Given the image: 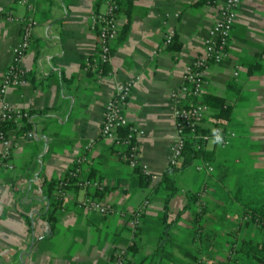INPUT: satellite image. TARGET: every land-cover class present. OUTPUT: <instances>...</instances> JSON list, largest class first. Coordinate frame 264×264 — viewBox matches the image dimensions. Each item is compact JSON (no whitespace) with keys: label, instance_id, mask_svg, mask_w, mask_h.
Listing matches in <instances>:
<instances>
[{"label":"crops","instance_id":"1","mask_svg":"<svg viewBox=\"0 0 264 264\" xmlns=\"http://www.w3.org/2000/svg\"><path fill=\"white\" fill-rule=\"evenodd\" d=\"M26 1L31 8L0 0V14H31L38 22L21 61L22 82L6 93L7 102L29 111L30 118L8 128L15 140L14 168L0 171V264H108L115 249L133 244L132 261L141 264H259L255 253L264 252V229L243 216L250 206L264 208V0L241 1L228 56L209 65L196 99L208 106L201 129L219 126L232 133L226 146L206 144L213 157L210 174L195 168L199 159L167 168L174 131L168 94L201 51L224 0H121V35L101 82L83 64L95 52L89 24L92 14L104 9L103 0ZM169 31L172 43L163 46ZM18 37L17 22L2 17L0 79ZM134 75L139 81L124 114L136 128L146 186L98 138L115 84ZM84 153L94 164L82 163V172L98 178L99 198L114 213L85 211L79 207L85 191L75 187L52 206L54 183L52 188L48 183L65 176ZM165 173L176 187L167 208L166 195L153 191ZM204 184L214 194L198 219L190 195ZM145 200L135 228L130 217ZM232 243L239 252L230 256Z\"/></svg>","mask_w":264,"mask_h":264},{"label":"built area","instance_id":"2","mask_svg":"<svg viewBox=\"0 0 264 264\" xmlns=\"http://www.w3.org/2000/svg\"><path fill=\"white\" fill-rule=\"evenodd\" d=\"M241 1H223L217 20L208 29L203 39L201 51L185 65L180 84L168 94V105L173 116L174 126L167 157L168 169L178 166L181 162L184 146L188 139L194 140L195 148L199 150L205 149L208 142L219 144L220 146H226L230 143L232 133L222 127L214 126L205 132L198 131L208 106L200 101H192L202 95L205 72L209 65L223 61L228 56L232 27ZM120 2L121 0H103L104 9L94 12L90 18L89 29L96 38V47L95 52L85 58L83 70L93 74L97 82H101L106 75L105 68L112 59L114 44L121 35ZM19 3H27L28 7L31 8V5L26 0H19ZM2 17L7 20H15L19 25V37L16 45L12 48L11 62L0 79V145L3 146L0 151V171H10L14 168L12 148L15 145V140L9 136L8 129H4L3 125L6 123L17 125L24 120H28L30 112L9 104L6 100V93L10 87L22 82L23 70L21 61L26 57L32 46V33L38 22L31 14L23 17H14L10 11L0 14V20ZM172 40L173 31H169L164 36L163 46L170 45ZM138 81L139 75H134L123 82L115 84L112 95L103 108L98 138L108 142L114 152L122 159H125L123 149L127 147V162L129 165L133 168L139 166L145 172L147 169L146 165L138 161L139 149L136 143V128L130 125L124 114L132 88ZM123 130H127L125 135H122ZM132 136L134 138L133 143L130 141ZM89 149L90 145L87 146V151ZM82 163H87L90 166L94 164L89 153L80 155L76 159L75 165L66 175L56 181L51 192L52 199L63 201L67 196V187L74 186L85 191V196L79 203V207L89 213H97L102 217L114 213L115 210L112 205L103 202L96 196V191L102 190V186L96 176L89 177L83 174ZM195 168L204 170L207 174L213 171L212 164L201 158ZM192 194L196 197V213L198 219H200L204 213L207 198L213 196L214 193L208 184H204L197 192ZM146 205L147 200L132 213L130 221L135 228L140 225L141 216ZM250 218V213H245L243 216L244 220H249ZM255 224L261 227L264 225V220L255 219ZM236 246V243H232L228 251L230 256L235 254ZM131 262L132 256L126 247L115 249L108 258V264H129Z\"/></svg>","mask_w":264,"mask_h":264},{"label":"trees","instance_id":"3","mask_svg":"<svg viewBox=\"0 0 264 264\" xmlns=\"http://www.w3.org/2000/svg\"><path fill=\"white\" fill-rule=\"evenodd\" d=\"M120 7H121V2H120ZM192 102H196V100L192 101ZM14 126L13 124L10 123H6L5 125H3L4 129H8L10 127ZM199 132H205L207 130H203L201 128L198 129ZM127 133V130H123L122 131V135H125ZM130 141L131 143L134 142V138L133 136L130 137ZM123 154H124V160L128 161V148L125 147L123 149ZM203 159L205 161L211 162L213 159L212 157V153L210 151H207L206 149H196L195 148V141L188 139L185 146H184V150H183V154H182V160H181V164L185 165L188 164L189 162H191L193 159ZM134 171L138 174L141 184L142 185H148L149 184V177L148 175H146L139 166L134 167ZM89 177L93 176V173L91 172L89 175ZM53 183L55 184L56 182H51L48 183L49 188H52ZM54 186V185H53ZM74 186H68L67 189L72 188ZM76 188V187H75ZM153 191L154 192H160V193H164L166 195L165 198V208H167V205L171 199V197L176 193V187L174 185V180L173 177L170 173H165L162 177V179L153 187ZM102 190H97L96 191V196L99 198V196H101ZM50 199L52 198L51 196H49ZM190 199L194 200L196 199L195 195L191 194L190 195ZM62 201H56L54 199H52V206L54 208H56V206H58V204H60ZM186 207H183L177 214V216L179 214H181ZM245 213H250L251 214V218L249 219V221H253L255 223V219H259V220H264V208L262 207H257V206H250L248 209H245ZM132 217V215H131ZM130 217V218H131ZM143 216H141V220H142ZM49 220H51V222L53 223V217H52V213L51 215H49L48 217ZM262 229H264V225L261 226ZM129 253L131 254L134 249H135V245L133 244L132 246H129L128 248ZM239 252L236 248L235 251V255L236 253ZM255 256L257 257V260L259 261V264H263L264 263V252H260L258 251V253H255ZM129 264H141V263H136L134 261H132Z\"/></svg>","mask_w":264,"mask_h":264}]
</instances>
